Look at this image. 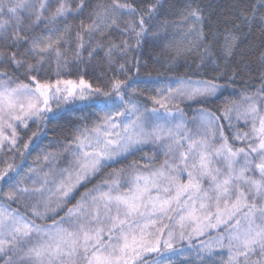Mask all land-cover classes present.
Instances as JSON below:
<instances>
[{"label": "snow or ice", "instance_id": "1", "mask_svg": "<svg viewBox=\"0 0 264 264\" xmlns=\"http://www.w3.org/2000/svg\"><path fill=\"white\" fill-rule=\"evenodd\" d=\"M70 99L103 115L26 184L18 129ZM0 182V264H264V0H0Z\"/></svg>", "mask_w": 264, "mask_h": 264}, {"label": "trees", "instance_id": "2", "mask_svg": "<svg viewBox=\"0 0 264 264\" xmlns=\"http://www.w3.org/2000/svg\"><path fill=\"white\" fill-rule=\"evenodd\" d=\"M225 3L228 2V0H224ZM256 43L259 44V38L256 39ZM258 55V49L257 53ZM256 55L251 56L249 59L251 61V68H252V76L254 79L250 82L252 87H255L258 85L259 81L255 79L256 72L255 69L257 67L256 64ZM145 59H148L147 52L145 53ZM190 62V61H189ZM150 63V68L148 71L152 72V76L148 77L145 74V70H142L140 73V80L141 81H146V80H152V81H159L158 84H148L147 87H159L164 83H167L169 76L175 75V74H166L163 76H157L156 71L154 70L158 65H152L151 60L149 61ZM70 71L66 72L68 75H64L61 77V79H72V80H77V69L71 68L70 66ZM161 71H163L161 69ZM183 73V69H181V74ZM133 78H136V74L132 73ZM95 73L92 71H86L84 73V78L86 80H89L90 82L93 83L95 86ZM198 77H194L196 79ZM54 80V79H52ZM61 87H64V85H61ZM140 87L143 89L145 85L143 83L140 84ZM243 87L242 84L237 83L235 85V90L233 88H229L224 95L220 98L219 101H217V104H222L224 103L225 97H228L229 99L233 100H239L240 97L238 95L239 89ZM146 95L144 97H140L141 102H146L148 103V106L151 107V102L146 100ZM202 107V105H198L195 103H192V107L188 108L186 105H183L182 108H184V111L186 115L188 116L189 119L197 115V109ZM214 109L216 105L212 106ZM103 111H108V109H104ZM99 114V115H97ZM103 115V112L100 107H97L92 100H79V99H70L67 103L62 105L60 110H57L55 108V104H53V112L49 113V119L46 122L47 126H39L36 123H33L29 121V128L28 129H23L20 128L18 129L19 135L25 139L31 134L32 131H36L37 128L39 127V133L36 137H33L32 143L29 145L28 152L25 153V159L23 161L20 160L19 156L16 157V163L20 165L22 172L21 175L25 176V183L30 184V180L28 179L29 177H33V173H29L28 169L35 168L37 171L40 170L41 167H43L45 170H47V166L42 163V161L37 160L36 157L41 155L42 151H55L56 147H54V142L57 141H67L70 140L72 137V134L75 132L77 128H82L83 126L87 125L91 127L93 125L94 121H97L100 119V117ZM241 127V126H240ZM243 128V127H241ZM148 148L144 149V152H148ZM143 153L137 152L134 155L130 156L127 160L122 161L120 164L113 165L114 168H120L124 167L127 169V166L131 163V161L135 160L140 164L145 163V161L142 159ZM164 159L163 156H159L157 159V165ZM108 171H111V169H108ZM2 183V182H0ZM91 187V185H89ZM6 190V189H5ZM74 202V201H73ZM15 207V205H13ZM177 249L179 250L182 245L176 246ZM174 254L166 253V258L169 256H173ZM155 258V256H154ZM175 261L179 262L184 259V255L181 254H176L173 258H171Z\"/></svg>", "mask_w": 264, "mask_h": 264}, {"label": "rangeland", "instance_id": "3", "mask_svg": "<svg viewBox=\"0 0 264 264\" xmlns=\"http://www.w3.org/2000/svg\"><path fill=\"white\" fill-rule=\"evenodd\" d=\"M64 75H68V74L65 72L64 74H62L61 77H63ZM61 77H60V78H61ZM50 78H51V79H56L54 73L50 76ZM189 103H192V102H189ZM183 105H185V104H181V107H182ZM240 126L243 127V122H241V125H240ZM6 134H7V133H6ZM177 246H178V245H177ZM166 253L168 254V253H170V252H168V251L163 252V253H162V257H163V259L166 258ZM153 255H154V254H153ZM175 255H176V254H174L173 256H171V258H173Z\"/></svg>", "mask_w": 264, "mask_h": 264}]
</instances>
